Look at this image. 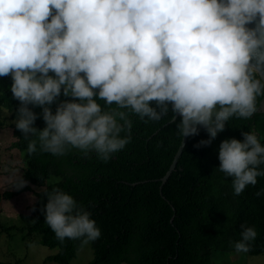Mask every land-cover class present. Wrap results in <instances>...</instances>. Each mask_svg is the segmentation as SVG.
Here are the masks:
<instances>
[{"label": "clouds", "instance_id": "9594fccd", "mask_svg": "<svg viewBox=\"0 0 264 264\" xmlns=\"http://www.w3.org/2000/svg\"><path fill=\"white\" fill-rule=\"evenodd\" d=\"M9 75L29 152L78 149L107 161L129 143L133 116L158 120L169 110L183 138L203 128L208 138L196 146H208L264 96V0H0V77ZM242 135L218 149L236 195L264 176V144ZM46 196L57 239L101 237L71 193ZM241 229L235 249L248 252L258 233Z\"/></svg>", "mask_w": 264, "mask_h": 264}, {"label": "trees", "instance_id": "16d2710c", "mask_svg": "<svg viewBox=\"0 0 264 264\" xmlns=\"http://www.w3.org/2000/svg\"><path fill=\"white\" fill-rule=\"evenodd\" d=\"M255 77L261 78L258 73ZM11 84L10 75L0 77V113L8 110L15 120L20 102L12 96ZM263 99L257 98L258 109ZM175 116L171 110L158 120L133 116L129 143L107 161L78 149L55 156L37 145L29 152L32 138L15 127L12 147L24 156V178L35 185L51 182L36 196L47 198L56 188L71 193L102 231L95 241H61L45 221L44 205L36 202L28 230L41 244L59 249L49 261L72 264L86 241L94 250L90 264H216L218 259L230 264L244 255L264 254V176L236 195L232 178L215 163L226 138L243 139V132H252L264 144V113L256 111L247 119L233 116L210 145L197 147L208 138L201 128L189 137L176 170L163 184L183 141L177 129L180 117ZM36 124L45 126L42 117ZM241 225L258 233L248 252L235 249Z\"/></svg>", "mask_w": 264, "mask_h": 264}, {"label": "rangeland", "instance_id": "374dc122", "mask_svg": "<svg viewBox=\"0 0 264 264\" xmlns=\"http://www.w3.org/2000/svg\"><path fill=\"white\" fill-rule=\"evenodd\" d=\"M11 116L12 113L8 110L0 113V264H59L48 260L59 249L41 244L40 238L28 230L32 206L36 202L44 206L47 203V198H38L36 193L47 188L51 182L35 185L24 178V156L12 147V143L16 141V126ZM215 163L219 166L218 158ZM23 181H27L26 185L17 188ZM241 257L238 262L230 264H264V254ZM93 259L92 243L86 241L72 264H90ZM218 260H215L216 264H225Z\"/></svg>", "mask_w": 264, "mask_h": 264}, {"label": "water", "instance_id": "95a60500", "mask_svg": "<svg viewBox=\"0 0 264 264\" xmlns=\"http://www.w3.org/2000/svg\"><path fill=\"white\" fill-rule=\"evenodd\" d=\"M258 22H259V19L257 18V20L254 21V22L250 25V27H255L256 24H257ZM257 73H258V72H257ZM258 74H259V73H258ZM259 75H260V74H259ZM257 112H262V113H264V99L262 100V102H261V104H260V107H259V109L257 110ZM178 118H179L178 116H175L174 120H177ZM188 141H189V137L183 138L182 144H181V146H180V148H179V151H178V153H177V155H176V157H175V160H174V162H173V164H172V166H171L169 172H168L167 175L162 179L163 184H165V183L168 181V179L170 178V176L172 175V173L176 170L177 165H178V162H179V159L181 158V156H182V154H183V152H184V150H185V148H186V146H187V144H188Z\"/></svg>", "mask_w": 264, "mask_h": 264}]
</instances>
